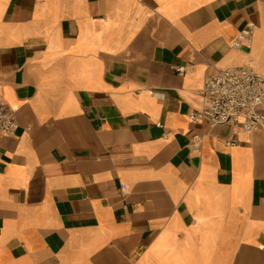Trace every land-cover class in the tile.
Masks as SVG:
<instances>
[{"label":"crops","instance_id":"obj_1","mask_svg":"<svg viewBox=\"0 0 264 264\" xmlns=\"http://www.w3.org/2000/svg\"><path fill=\"white\" fill-rule=\"evenodd\" d=\"M243 65L264 0H0V264H264V129L189 118Z\"/></svg>","mask_w":264,"mask_h":264},{"label":"built area","instance_id":"obj_2","mask_svg":"<svg viewBox=\"0 0 264 264\" xmlns=\"http://www.w3.org/2000/svg\"><path fill=\"white\" fill-rule=\"evenodd\" d=\"M255 25L249 22L232 41L238 47L251 41ZM184 68L180 67L179 71ZM203 105L189 114L192 122L208 121L211 126L229 123L245 132L264 129V74L254 66L230 67L212 74L200 91ZM18 127L15 112L7 103L0 102V132L14 134ZM202 137L193 135L190 146L197 151ZM228 145L237 143L233 137Z\"/></svg>","mask_w":264,"mask_h":264},{"label":"bare ground","instance_id":"obj_3","mask_svg":"<svg viewBox=\"0 0 264 264\" xmlns=\"http://www.w3.org/2000/svg\"><path fill=\"white\" fill-rule=\"evenodd\" d=\"M256 69H257L259 72H261V73L264 74V69H259V68H257V67H256Z\"/></svg>","mask_w":264,"mask_h":264}]
</instances>
